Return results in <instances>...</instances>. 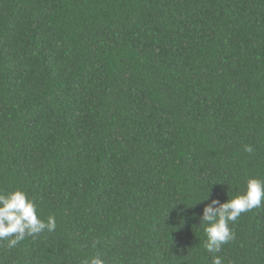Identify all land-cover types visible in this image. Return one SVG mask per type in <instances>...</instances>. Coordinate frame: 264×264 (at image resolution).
<instances>
[{
	"label": "trees",
	"instance_id": "trees-1",
	"mask_svg": "<svg viewBox=\"0 0 264 264\" xmlns=\"http://www.w3.org/2000/svg\"><path fill=\"white\" fill-rule=\"evenodd\" d=\"M253 177L264 0H0V192L56 219L0 264H264V206L200 226Z\"/></svg>",
	"mask_w": 264,
	"mask_h": 264
},
{
	"label": "clouds",
	"instance_id": "clouds-1",
	"mask_svg": "<svg viewBox=\"0 0 264 264\" xmlns=\"http://www.w3.org/2000/svg\"><path fill=\"white\" fill-rule=\"evenodd\" d=\"M244 150L252 152V147L245 146ZM210 195L209 191L199 202L210 200L204 205L200 226L207 238L205 249L215 254L221 251L224 244L235 239L230 224L237 221L242 213L264 206V179L249 178L243 193L223 203L219 199H210ZM55 229V217L49 216L47 221L41 219L37 204L26 192L20 189L0 192V240H5L8 248H15L28 236L34 237L45 230L52 232ZM84 264H105V261L96 256L86 260ZM212 264H223V260L220 256L213 255Z\"/></svg>",
	"mask_w": 264,
	"mask_h": 264
}]
</instances>
